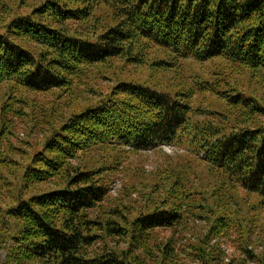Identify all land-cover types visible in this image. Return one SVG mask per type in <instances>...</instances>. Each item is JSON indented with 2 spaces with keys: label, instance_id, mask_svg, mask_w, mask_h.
Masks as SVG:
<instances>
[{
  "label": "trees",
  "instance_id": "obj_1",
  "mask_svg": "<svg viewBox=\"0 0 264 264\" xmlns=\"http://www.w3.org/2000/svg\"><path fill=\"white\" fill-rule=\"evenodd\" d=\"M114 59L151 76H117L59 125L22 92L68 88ZM178 59H220L264 91V0H0V193L20 189L0 204L1 264H264L242 235L257 223L227 208L242 207L241 194L264 209V98L254 84L249 92L188 79ZM29 115L52 125L32 152L12 139ZM167 144L205 166L211 190L198 189L201 170L174 163L159 165L153 185L126 183L140 203L109 199L122 152ZM229 229L245 258L223 263L217 243Z\"/></svg>",
  "mask_w": 264,
  "mask_h": 264
},
{
  "label": "rangeland",
  "instance_id": "obj_2",
  "mask_svg": "<svg viewBox=\"0 0 264 264\" xmlns=\"http://www.w3.org/2000/svg\"><path fill=\"white\" fill-rule=\"evenodd\" d=\"M153 56H155L154 53H152V57ZM221 63H223V61L220 59H214L203 63H197L192 59H178L177 66H179L181 69L183 68L184 77L188 79L191 78V75H198V77L204 79L214 78L217 82H219L220 85H223L224 80L226 87L235 86L239 89H243L244 91L247 90L249 92L255 87L256 94H258V96L261 95L264 98L263 89L257 87V84L253 80L251 82L249 72L245 71L243 73H236L231 69L223 68V64ZM96 68L98 67H90L92 70L87 76L83 78L82 75L81 78L75 79L68 88H56L42 93L29 91L22 92L26 94L28 100L30 99V101H34L37 104L41 112L44 113V117H52V125H59L61 119H66L72 113L85 108L87 105H92V103L97 102L100 98V93L109 91V89L115 84L116 79L127 78L134 81H146L151 76V71L148 66H138L130 63L124 64L121 59L112 60V62L107 65L103 73L96 74L95 71L100 69V67L98 69ZM117 76L119 77L116 78ZM176 77L178 76L172 75L173 80L178 82V78ZM157 79L160 81L165 80L163 74H159ZM172 86L173 85H169L168 88ZM4 94L5 89L3 86L0 87V104L3 102L5 96ZM205 94L208 96L209 93ZM209 100H213L212 103L216 102V99L212 95H210ZM50 108L54 109V111H58L55 116L52 110L50 111ZM25 109L26 111H31L28 106ZM44 117L43 120H41L42 123L37 125L32 115H29L26 118V122L22 123L16 128L15 132L17 137L12 138L15 143H23L20 140L29 142L31 147L29 145L24 146L31 152L33 151V148H39L40 145L44 143L45 138L52 131V125L47 123V121L44 120ZM18 139L20 140L18 141ZM125 150H128V148ZM128 151L129 152L125 153L122 152L121 154L123 155V162L121 163L123 169L121 172L119 171L115 176V179H113L114 181L111 184V190L108 192L110 194V200L113 199L116 201L120 198L126 197L124 198V201L129 198L131 201L140 203L139 192L133 191L131 196H126V191L128 193L130 191L127 190L126 183L140 182L142 185H153V182H155V177H153L152 174L158 170L159 165L172 166L171 164L174 163H186L197 170H201L204 176L205 186L199 185L198 189H200V191H209L211 184H214L215 182L211 176H208L205 166L198 164V162L187 152L184 147L167 144L162 145L154 150ZM11 188L15 190V193L20 191L17 184H12ZM2 191L3 192L0 193V204L7 205L12 199L11 194L15 193L13 192L10 194L8 189H3ZM239 195L241 197L240 200H242V207H238L237 205H227V208L231 209V211L239 209V217L242 218L243 223H246L247 220L252 223H257L252 228L250 233L242 235L243 239H245L249 244V247L253 249L256 254L262 255L264 254V209L259 207L256 210H252L249 203L253 202L241 194ZM235 198L238 199L237 195H235ZM254 200H256L255 197ZM233 203L234 200H231V203L229 204ZM195 224H198L196 231L203 230V221L196 220ZM229 232L230 234H224V236H222V238H220L219 242L217 243L220 259L223 261V263H226L232 259L245 258V253L242 250V246L244 245L243 241L237 237L238 233L235 232L234 229H229ZM161 234L162 236H167L171 234V231L164 230ZM186 235L188 237L187 239L193 241L195 236H200L201 234L193 235L192 232L186 231ZM213 242L214 241H210L208 245L213 246ZM111 243L114 244L113 242ZM120 246L124 247L126 245L125 243L121 242ZM5 256L6 250L0 248V264ZM248 264L255 263L253 261H249Z\"/></svg>",
  "mask_w": 264,
  "mask_h": 264
}]
</instances>
